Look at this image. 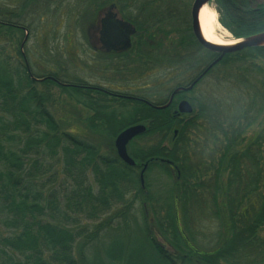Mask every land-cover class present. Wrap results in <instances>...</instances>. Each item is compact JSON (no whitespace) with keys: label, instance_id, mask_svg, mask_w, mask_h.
<instances>
[{"label":"trees","instance_id":"1","mask_svg":"<svg viewBox=\"0 0 264 264\" xmlns=\"http://www.w3.org/2000/svg\"><path fill=\"white\" fill-rule=\"evenodd\" d=\"M14 1L16 8L0 3V264H264V46L226 53L203 78L217 69L216 88L233 87L229 96L192 95L193 110L180 119L172 104L151 106L164 103L163 83L152 94L141 90L156 93L151 105L91 88L71 71L72 55L51 58V46L42 55L46 69L33 71L21 51L24 31L34 15L65 3ZM213 1L234 38L264 30V4ZM191 3L76 0L74 23L115 8L135 28L139 62L174 70V86H186V73L217 56L191 32ZM36 4L45 8H28ZM60 93L87 112L86 133L57 116ZM230 98L237 113L220 108ZM137 123L146 130L127 145L130 166L113 139ZM154 169L170 180L156 192ZM202 208L221 226L211 248L199 245L192 227Z\"/></svg>","mask_w":264,"mask_h":264},{"label":"rangeland","instance_id":"2","mask_svg":"<svg viewBox=\"0 0 264 264\" xmlns=\"http://www.w3.org/2000/svg\"><path fill=\"white\" fill-rule=\"evenodd\" d=\"M253 5L262 3L264 4V0H250ZM57 4L58 1H55ZM1 3V0H0ZM5 4H8V8H16V4L14 0H4ZM63 6L61 8H55V6H51L49 10V14L44 15L38 19L37 15H34V23H32L31 29H26L24 31V43L21 46V51L23 54L27 56L30 60L31 65L33 67V71H41L46 69L48 65L44 64V60L42 59L43 53L46 51L47 48L51 46V49L54 50L53 55H50L51 58H55V54L66 52L69 56L68 58L72 59L71 62L69 60L65 61V65H68L76 75L82 76L84 79H88L90 82H96L101 85H104L108 88L112 89H121V90H128V87H125L120 82H113L108 83L104 79H91L88 75L89 72L86 71V59H88V55H90V45L87 40V30L89 28L90 21H87L85 24L74 23V13L76 12L77 8L80 10L82 9L81 6L76 4V0H64ZM68 4L71 5L72 8H69ZM211 4L215 8L214 1H211ZM65 5V6H64ZM28 8H45L42 4L36 5H29ZM107 8V7H106ZM102 9V8H101ZM56 10V12L54 11ZM97 11L96 15H98ZM63 13V16H57V13ZM217 17H218V11ZM224 27V26H223ZM225 28V27H224ZM226 29V28H225ZM227 30V29H226ZM230 34V37L233 38L232 34L229 30H227ZM56 52V53H55ZM190 52V51H189ZM49 56V58H50ZM69 62V63H68ZM51 63V62H49ZM74 65V66H73ZM45 66V67H44ZM156 70V69H155ZM152 70L146 71L143 75L136 77L135 82L132 81L130 83H134L138 87L143 86H151L154 84L163 83L164 88L173 86V81L163 82L167 79H173V75L175 73L174 70L162 68L160 70ZM101 74V72H98ZM168 73V74H166ZM189 73V72H188ZM186 73L183 77L185 79L188 75ZM74 75V74H73ZM107 75V74H106ZM105 75V76H106ZM111 73H108V76H111ZM103 77V75H101ZM218 70L212 71L209 75L204 77L196 86L192 93H189L191 96L199 94L207 95L208 92H214L219 94V99H222L227 95L228 88L231 86H219V89L216 88V80L218 81L219 78ZM171 79V80H172ZM216 79V80H215ZM233 87H231L232 90ZM158 91H162L161 88H158ZM229 96V95H227ZM231 96V95H230ZM57 102V106L55 107L57 116L67 120L68 124H72L70 128L73 127L74 131L82 133L85 132L86 129L84 125L81 123L80 118L85 117L87 112L74 100L69 98L64 93H60V97ZM230 100V101H229ZM229 100L224 99L223 107L220 105V108L230 107V111L233 113H237L238 110L236 104H233L232 98ZM236 110V111H235ZM261 118H259L250 128H248L245 132V137L248 138L253 134L254 131L258 129L259 122ZM86 133V132H85ZM91 137L92 135L88 133ZM145 140H141V143H144ZM150 142L153 139L149 140ZM113 146H114V139H113ZM149 182L151 183L153 191H159L163 189L164 185L170 182V180H166L167 177L161 174L157 169H154L148 176ZM196 209L195 213H193L194 217L191 219L193 222L191 225L194 228L195 232L194 235L199 241V245L201 247H208L211 248L214 246L216 233L220 231L221 226L219 220L213 218L208 210L202 208L200 211ZM218 243H216L217 246Z\"/></svg>","mask_w":264,"mask_h":264},{"label":"flooded vegetation","instance_id":"3","mask_svg":"<svg viewBox=\"0 0 264 264\" xmlns=\"http://www.w3.org/2000/svg\"><path fill=\"white\" fill-rule=\"evenodd\" d=\"M115 10H116L115 8L100 9L98 15H96L95 19L89 24V28L87 30V40L90 45L89 47L90 55H88L89 58L86 59V63H87L86 71L89 72L88 76L91 79L98 80L101 78L108 83L120 82L122 83L123 86L128 87L127 88L128 90L108 88L99 83L90 82L88 79H86V83L91 88L94 87L102 88L107 92H111L112 94H115L116 96H124L128 99H138L139 101H144L145 103L151 105L152 102L154 101L153 100L151 101L150 99H154L156 97L155 96L156 93L153 95L143 94V96H141V90L145 91L146 93L152 94L156 92L157 84L136 88L137 86L134 83H130V82L132 81L135 82L137 75L141 76L146 71L155 70L154 63H151V61L149 63L144 62L143 63L144 67H142L143 65L139 62L141 59H139V55L136 54L135 52L137 50V44H136L137 37H136L135 28L129 21H127L124 17H122L117 10L116 11ZM108 20L115 21L118 24L121 33L128 38V42L112 43L109 40V34L106 31V23H105ZM119 45L120 47L116 48ZM152 51L154 50L152 49ZM98 72H101V74H99ZM201 72L202 70L199 69L192 71L191 74L187 75L185 81H188L187 83L190 84L191 82H193L195 78H197V76ZM108 73H111L112 75L108 76ZM101 75H103V77ZM203 76L193 85L191 89L187 91H180L175 93L172 96L170 103L166 105L168 106L172 104L173 106L172 112L174 115L177 116V118L185 119L186 115L190 114V113L179 112L177 109L178 104L180 103V101L185 99L190 103L191 95L189 93H191L195 85L199 83V81L203 78ZM171 79H167L163 82L173 81V79L172 80ZM175 82H173V84ZM176 88L177 87H175L174 85L167 87L166 89L164 88L165 89L164 103L159 105L152 104L151 106L157 108V106L166 104L170 99L173 90Z\"/></svg>","mask_w":264,"mask_h":264},{"label":"water","instance_id":"4","mask_svg":"<svg viewBox=\"0 0 264 264\" xmlns=\"http://www.w3.org/2000/svg\"><path fill=\"white\" fill-rule=\"evenodd\" d=\"M213 0H193L190 6V18H191V31L195 39L199 44L204 46L206 49L213 51L217 54V56L202 70V72L187 86H180L173 90L170 99L164 105L157 106V108H161L170 103L172 96L180 91H187L193 87V85L207 72V70L216 64L218 61L222 59V57L229 52H234L247 47H259L264 46V30L240 38H234L235 40H239L233 45H216L206 41L200 31L199 21H198V12L200 7L203 4H211ZM106 23V31L109 34V40L112 43H126L128 42V38L123 35L118 27V24L115 21L108 20ZM120 45L116 48H119ZM178 111L181 113H191L193 108L191 104L185 99L180 101L178 104ZM146 130V126L144 123H137L130 126H127L123 130H121L114 138V148L117 156L126 164L133 166L135 165L134 159L128 154L127 145L128 143L134 139L136 136L144 133ZM146 167L144 164L143 168L140 171V179L143 183V172Z\"/></svg>","mask_w":264,"mask_h":264},{"label":"bare ground","instance_id":"5","mask_svg":"<svg viewBox=\"0 0 264 264\" xmlns=\"http://www.w3.org/2000/svg\"><path fill=\"white\" fill-rule=\"evenodd\" d=\"M198 21L203 38L216 45H233L239 40L230 37L229 32L220 24L212 4H203L198 12Z\"/></svg>","mask_w":264,"mask_h":264}]
</instances>
